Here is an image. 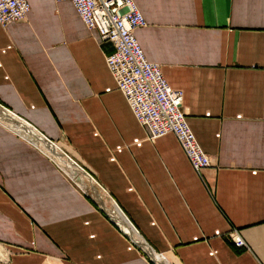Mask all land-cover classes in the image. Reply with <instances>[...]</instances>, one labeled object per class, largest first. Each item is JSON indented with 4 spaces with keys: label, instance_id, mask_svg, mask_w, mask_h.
<instances>
[{
    "label": "crops",
    "instance_id": "0c3cea01",
    "mask_svg": "<svg viewBox=\"0 0 264 264\" xmlns=\"http://www.w3.org/2000/svg\"><path fill=\"white\" fill-rule=\"evenodd\" d=\"M27 1L25 19L0 25V250L12 251L0 264H155L22 127L91 176L168 264H264V0H134L146 21L134 35L183 91L210 157L204 181L174 134L150 138L137 121L111 44L71 1Z\"/></svg>",
    "mask_w": 264,
    "mask_h": 264
},
{
    "label": "built area",
    "instance_id": "2783aa9c",
    "mask_svg": "<svg viewBox=\"0 0 264 264\" xmlns=\"http://www.w3.org/2000/svg\"><path fill=\"white\" fill-rule=\"evenodd\" d=\"M70 1L85 26L96 29L100 40L111 44V52L105 54L107 67L137 121L147 128L150 138L174 134L191 167L204 181L210 157L188 125L182 108L183 91L169 86L161 66L145 57L134 35L136 28L146 25L135 1ZM29 10L27 0H0V25L25 19ZM230 241L238 248L245 246L235 232Z\"/></svg>",
    "mask_w": 264,
    "mask_h": 264
},
{
    "label": "bare ground",
    "instance_id": "6f19581e",
    "mask_svg": "<svg viewBox=\"0 0 264 264\" xmlns=\"http://www.w3.org/2000/svg\"><path fill=\"white\" fill-rule=\"evenodd\" d=\"M2 116L4 120L19 125L18 122L14 121L9 116ZM21 132L24 133L26 137L32 139L36 145H38L47 155H49L82 190H84L87 186L88 188L90 187L95 202H97L109 215H111V217L128 233V235L139 245V247L147 253L146 255L152 258L155 264H168V262L162 256L154 254V251L147 245L139 233H137L133 227L130 226L123 215H121V212L118 210L115 204L110 202V206L107 205V199L104 195V192L97 186L91 176L82 171L76 163L64 156L56 145L50 143L44 137L40 135L35 136L33 132L27 130L24 127L21 128Z\"/></svg>",
    "mask_w": 264,
    "mask_h": 264
},
{
    "label": "rangeland",
    "instance_id": "374dc122",
    "mask_svg": "<svg viewBox=\"0 0 264 264\" xmlns=\"http://www.w3.org/2000/svg\"><path fill=\"white\" fill-rule=\"evenodd\" d=\"M59 166V165H58ZM60 167V166H59ZM61 168V167H60ZM62 169V168H61ZM62 171L65 173V171L62 169ZM65 175H67L66 173H65ZM68 176V175H67ZM69 177V179L71 180V181H73V182H75L70 176H68ZM92 178V177H91ZM76 186L77 187H79L77 184H76ZM80 188V187H79ZM81 189V188H80ZM86 189V190H85ZM83 191L85 192V193H87L88 195H90L92 198H93V194L91 193V189H90V187L88 188V186L85 188ZM94 199V198H93ZM25 248H27V247H25ZM0 251H2L3 253H4V255H2L1 254V259L3 260V261H8L9 260V258H10V256L12 255V251L10 250V249H8V247H6V246H2V249L0 250ZM143 251V250H142ZM143 253L145 254V252L143 251ZM166 260V259H165Z\"/></svg>",
    "mask_w": 264,
    "mask_h": 264
},
{
    "label": "water",
    "instance_id": "95a60500",
    "mask_svg": "<svg viewBox=\"0 0 264 264\" xmlns=\"http://www.w3.org/2000/svg\"><path fill=\"white\" fill-rule=\"evenodd\" d=\"M64 156H66L67 158L71 159L70 157H68L65 153H63ZM115 206L118 208V210L121 212L120 208L117 206V204H115ZM121 214L123 215V213L121 212ZM124 216V215H123ZM125 217V216H124ZM125 219L128 221V223L131 225V223L129 222V220L127 219V217H125ZM132 226V225H131Z\"/></svg>",
    "mask_w": 264,
    "mask_h": 264
}]
</instances>
